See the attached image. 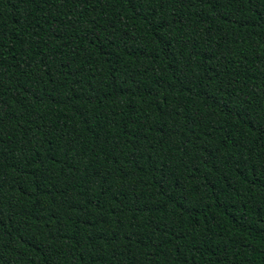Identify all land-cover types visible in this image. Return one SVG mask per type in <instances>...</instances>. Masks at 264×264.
<instances>
[{
  "label": "trees",
  "instance_id": "16d2710c",
  "mask_svg": "<svg viewBox=\"0 0 264 264\" xmlns=\"http://www.w3.org/2000/svg\"><path fill=\"white\" fill-rule=\"evenodd\" d=\"M0 264H264V0H0Z\"/></svg>",
  "mask_w": 264,
  "mask_h": 264
}]
</instances>
